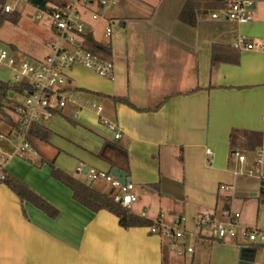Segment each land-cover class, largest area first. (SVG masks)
Segmentation results:
<instances>
[{
	"label": "crops",
	"instance_id": "0c3cea01",
	"mask_svg": "<svg viewBox=\"0 0 264 264\" xmlns=\"http://www.w3.org/2000/svg\"><path fill=\"white\" fill-rule=\"evenodd\" d=\"M100 1L91 0L86 12L102 9ZM135 1L137 5L118 0L119 13L103 18L105 26L119 27L112 41L113 30L106 43L86 31L108 46L113 79L73 66L65 85L74 94L72 100L40 123L51 133L48 141L30 142L36 155L7 158L5 170L55 208L56 215L21 202L0 184V264H264L263 241L220 239L210 225L199 223L205 214L218 217L225 206L247 208V215L240 214L238 220L241 227L253 229L262 220L259 214L264 215L259 197L264 183L251 186L247 179H260L239 174L248 165L249 153L264 151V48H231L239 34L254 44L264 43V0H250L252 18L243 24L212 18L223 7H213L208 0H196L192 24L180 18L185 0H155L154 6ZM52 42L46 41L47 52ZM212 45L224 46L218 51L223 60L214 66ZM11 51L21 57L15 46ZM88 96L100 111L84 106L91 100ZM115 97L126 98L132 106ZM101 119L117 126L119 138ZM80 128L94 136H82ZM52 135L59 138L57 144ZM106 141L127 151L128 178L136 196L130 212L163 231L183 218L176 226L183 238L175 249L149 227L124 229L112 213L92 212L51 177L53 165L111 196L116 190L108 183L88 180L78 171L81 165L108 171L97 156ZM207 148L211 155L205 153ZM235 152L244 155L242 163Z\"/></svg>",
	"mask_w": 264,
	"mask_h": 264
},
{
	"label": "built area",
	"instance_id": "2783aa9c",
	"mask_svg": "<svg viewBox=\"0 0 264 264\" xmlns=\"http://www.w3.org/2000/svg\"><path fill=\"white\" fill-rule=\"evenodd\" d=\"M90 2L91 0H70V2L51 4L48 7L45 4L44 9H41L43 12L35 17L37 19H41L44 16L48 18L50 28L57 41L52 42L50 54L40 60H36L34 63L24 60L0 45V66L10 72V78L7 81H22L32 87L30 92H25L22 95L24 97L22 103L16 102L11 105L12 112L21 121L19 130L10 129L6 135L0 133V140L12 143L11 150H6L0 146V178L5 170L7 158H26L27 156L36 155V151L29 140L31 126L51 118L68 101L72 100L74 94L65 89L67 71L75 65H80L102 78L113 79L112 62L82 47L83 39L81 36L86 32L83 29L81 10L86 11ZM222 2L224 7L220 12L212 13V18L221 17L239 24L247 23L251 20L252 3L250 0H222ZM105 4L104 0L99 2L101 7H104ZM4 10L8 12L11 8L6 4ZM91 18L95 20L98 15L92 13ZM112 29V23H107L104 29L106 37L110 36ZM69 45L72 48H68ZM232 46L237 49L248 50L257 47L264 48V43L254 44L245 35L239 34L233 40ZM84 106L96 111L101 110L100 105L90 101H86ZM101 121L107 125L115 139L119 138L120 134L114 123L104 119H101ZM205 153L211 155L210 149L207 148ZM234 155L236 160L241 163L245 160L244 155L238 152H235ZM262 156V150H257V160L254 162V167H262ZM78 171H84L88 180H103L108 183L116 190L111 195V198L122 207L128 208L130 204L136 201V196L132 193L133 184L131 182L126 181L122 184L110 172L97 170L93 167L84 168L81 165ZM239 174L264 180L263 174L255 176L251 170L246 171L245 168H242ZM220 188L228 190L229 186L222 185ZM239 217V212L231 208H223L218 217L205 214L199 218V223L210 225L217 238L237 237V229L240 227L238 224ZM182 219L179 218L176 221V226ZM176 226L164 231L161 229V234L169 239L172 249H175L177 246L176 242L183 238V232ZM154 230V227L150 228L151 232H154ZM241 235L247 238L249 242L256 240L264 242V231L243 228ZM191 250L190 246L187 247V251L190 252Z\"/></svg>",
	"mask_w": 264,
	"mask_h": 264
},
{
	"label": "trees",
	"instance_id": "16d2710c",
	"mask_svg": "<svg viewBox=\"0 0 264 264\" xmlns=\"http://www.w3.org/2000/svg\"><path fill=\"white\" fill-rule=\"evenodd\" d=\"M46 4L48 1L45 0ZM209 3H214L213 7H224L222 1L218 0H208ZM7 0H0V27L6 21H11L16 23L19 20L18 12L4 10ZM196 0H185V4L180 12L181 20L192 24L193 23V13L195 10ZM44 9V7H40ZM82 47L94 54H97L105 59H108V46L100 44L95 41L90 33L82 34ZM224 48V46L212 45L211 46V66H214L221 62L223 59L219 57V49ZM232 49H236L231 46ZM32 87L25 82H12V81H2L0 80V122L9 126L10 129L18 131L20 127V119L12 112L11 105L15 104L16 101L13 100L15 94L23 95L25 92H30ZM115 101L122 102L126 105L132 106L126 98H113ZM29 140L32 139L47 142L50 131L40 124H33L30 128ZM97 156L105 161L108 165V171L117 168L118 170L124 172L128 176V155L125 148L118 145L117 143L106 141L103 143V147L97 153ZM51 177L65 186H67L71 192L73 198L78 201L83 206L87 207L92 212H97L99 210H106L118 219V223L124 229L132 227H154V232L151 234H161V227L155 224L153 221L146 219L145 217L138 216L130 212L128 208L122 207L120 204L113 201L111 196L105 193H101L86 184L80 182L76 178L68 175L62 170L55 168L51 165ZM0 184H5L13 193H15L21 202H29L35 207L44 211L50 217L56 215V209L50 206L46 201L41 199L39 196L34 194L28 186L21 180L11 175L7 170L2 172L0 178ZM156 187V185H153ZM260 200H264V193L259 195ZM225 208H228L225 206Z\"/></svg>",
	"mask_w": 264,
	"mask_h": 264
},
{
	"label": "rangeland",
	"instance_id": "374dc122",
	"mask_svg": "<svg viewBox=\"0 0 264 264\" xmlns=\"http://www.w3.org/2000/svg\"><path fill=\"white\" fill-rule=\"evenodd\" d=\"M106 4L102 9H97L96 7H92L91 10L94 11L95 13L99 14V18L96 21L91 20V15L90 13L86 11H82V22H83V29L86 32L91 31L92 35L94 38L99 40L101 43H106L110 39L105 36L104 29H105V21L103 18L109 14H117L120 11L118 8L120 7V4L118 0H104ZM149 3V6H154L155 5V0H143ZM65 2H70V0H52V2L48 1L46 6L48 7L51 4H60V3H65ZM113 2V3H112ZM132 3L137 5L135 0H132ZM6 4L11 8V11L18 12L19 14V20L16 23H13L11 21H6L4 22L1 27H0V45L8 49L9 51L12 50V46H15L17 54L21 56L26 61H29L31 63H34L36 60H40L44 58L46 55L51 53V48L49 52H47L48 48L46 46V41L48 39H53V41H57L56 37L52 35L51 29H50V21L46 16L42 17L41 19H37L35 16L41 12V8L37 5L31 4L28 0H7ZM121 13V12H120ZM119 28V27H117ZM117 28L112 29V38L111 41L113 40V34L118 30ZM54 36V37H53ZM120 39V37H119ZM66 47V45H65ZM68 48H72V46H68ZM12 52V51H11ZM10 78V72L8 69L3 68L0 66V80L2 81H7ZM83 95V94H82ZM89 99L93 100H88L90 102L96 101L92 96H88ZM87 96H84V99H86ZM13 100L16 101L17 103H22L24 100V97L22 95L15 94L13 96ZM84 101L83 103H85ZM96 103V102H95ZM61 123L65 124V127L67 128H73L70 123L61 117H57ZM76 128H79L78 126H75ZM73 130V129H72ZM78 133L81 134L84 137L88 135L89 136H94V134L90 131H86L82 128L77 129ZM10 131L9 126L6 124L0 122V133L6 135ZM57 135L61 132H56ZM53 142L54 144H57L59 142V138L55 135H52ZM32 142L35 140L32 139ZM0 146L4 147L6 150H11L12 149V143L6 141V140H0ZM262 167L261 168H256L254 167V164H250L249 162L253 160H257L256 155L254 156L253 154H248V165L245 168L246 171L251 170L255 176H258L260 174L264 175V151L262 152ZM1 155V154H0ZM67 160H69L68 157H63ZM87 164V163H86ZM89 165V164H87ZM247 182L251 185L256 187L258 183H264V180H253V179H247ZM94 183V182H93ZM249 200H253L252 197L248 196ZM248 202V200H246ZM237 208L239 210H235L239 212L241 215H247V212L245 209L247 208H240L239 205H237ZM254 214L255 212H252V221L254 220ZM259 222L257 223V226H253V229H257L259 231H264V215L262 217L261 213L259 214ZM261 221V222H260ZM239 223V222H238ZM251 227V226H250ZM247 228L246 227H239L237 229L238 232V237L244 239L245 241H248L247 238H245L242 234V229ZM262 243V242H261ZM259 253L263 252L262 247H258Z\"/></svg>",
	"mask_w": 264,
	"mask_h": 264
},
{
	"label": "water",
	"instance_id": "95a60500",
	"mask_svg": "<svg viewBox=\"0 0 264 264\" xmlns=\"http://www.w3.org/2000/svg\"><path fill=\"white\" fill-rule=\"evenodd\" d=\"M29 2L39 7H44L46 4L45 0H29ZM110 173L115 177H117L122 184H124L126 181H129L128 176L124 172L118 170L117 168L111 169Z\"/></svg>",
	"mask_w": 264,
	"mask_h": 264
}]
</instances>
